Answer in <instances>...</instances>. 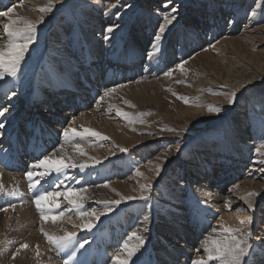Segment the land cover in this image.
<instances>
[{
    "label": "rangeland",
    "instance_id": "374dc122",
    "mask_svg": "<svg viewBox=\"0 0 264 264\" xmlns=\"http://www.w3.org/2000/svg\"><path fill=\"white\" fill-rule=\"evenodd\" d=\"M144 1L147 0H60L59 3L53 0L52 11L41 13L38 9L47 6L44 2L39 3L37 0H1L0 6L3 7L4 11H6L8 7L15 5L12 13H15L16 18L22 15L23 18L39 21L41 15L44 17L43 23L37 25L34 34L35 40L29 46L19 68L20 70L26 69V76L33 77L36 74L38 64L41 59L47 55V52L57 57L64 55L76 58L77 54L74 51V46L80 36V31L84 35L95 40L100 49L104 47L106 51L109 52L117 51L127 34H131L139 38L141 45H145V50L143 46L141 47L145 55L149 53L156 54L165 52L164 49L166 48H169V55H175V57L166 61L165 64L166 72L170 69L172 70L171 75L165 76L167 85L165 82L164 84L150 85L140 91H133L132 94L125 95V99L122 100V105L125 111L130 113L132 121L130 124L124 126L125 129L116 128L115 130L119 133H116V137L115 135L108 136L97 131L94 132L99 133L98 136L92 135L91 132L93 131L91 129H89L91 130L90 132L85 133L83 130L84 128H75L76 126L74 127L71 125L76 133L81 134L74 136L76 140L73 141V143L86 149L85 151L87 153L85 154V158L89 154L92 156L91 160L89 159L90 157H87L85 163H88L90 167L92 165H96L97 167L98 165V167L107 170V172L110 171L109 176L102 182L96 181L91 185H88V182H86L81 186V189L91 188L94 191L93 195H96L95 197L97 199L107 201L103 209H101L102 212H106L105 214L108 215L105 222L102 221L94 227H91V229L85 227L84 223L86 222L78 219L80 217V210L75 208V206H70L69 200L71 197L67 198V195H65L68 193L65 192L68 186L66 183H54V180L49 183L46 181V183L41 185L39 183V188L36 185L35 189H30V182L26 177V173L29 171V165H24V162L27 161L20 162L10 157L12 161H10L7 166H9V168L11 167L13 170H9L12 175L7 187L20 195H28L33 199H35V196L40 192V188L52 192L53 196L51 197L57 198V200H55L57 206H59L57 207L56 204H52L50 202L51 200L46 198L41 202V209L34 210L35 213L37 211L41 214L42 210L46 224H50L51 228L55 230L52 217L66 212V214H64L65 218L68 216V219H72L74 222H72V225L68 223L67 230L63 232L65 234L66 232H74L76 234L73 244L86 240L87 243L83 247L85 250H94L97 248V250L103 251L100 245L96 247L93 246L97 241L96 238L92 237L93 234H98L99 232L97 238L100 236L102 239L103 237L106 239L107 232L109 231L103 224H110L113 215H117V217L121 215L123 217L124 208L140 205L141 207L139 210L142 211V213H149L151 207H153L157 215L161 214L164 219H166V222L159 220L160 222L158 221V223H162L164 228L173 230V235L168 236L170 239L169 242L172 241L170 245L174 244L173 246L175 247L181 246V248H188L190 250L199 247V255L204 257L206 254L203 252V247L207 246L206 243L201 244V238L198 237V235L195 237L184 236V232H180L183 228H187L191 231L198 227H200L198 229L200 232L201 226L203 225L202 219L199 218L197 214H191L189 215L191 218L188 217L187 222L182 223L178 220L176 221V217L172 216H175V213H179L180 211L171 206L164 205L162 199L167 198L168 194H173L174 199H171V201L174 204H182L183 201H186L191 205L187 197L191 188L189 182H193L195 185L208 175L206 169L204 174L199 175L197 171H194L195 165L187 164V162L195 163L197 161L193 150L196 142L204 140L214 142L221 139L225 147H227L228 143L225 140V136L231 127L238 128L244 134L242 145L250 152L257 151L261 141H264V57L260 56V54L258 55L260 49L264 47V37L259 36L257 32L258 30L264 31V7L262 8V4H258V0H247L245 16L253 19L254 26L252 28L253 30L256 29L251 32L248 39H245L244 42L240 41L241 47L237 45L229 47L228 44L222 42L225 39L229 40L230 30L227 29L225 31V28L229 27L227 24L229 20L227 16H223V13L225 10L229 9V4L234 5L236 1L238 2L240 0H172V5H170V7L175 6L177 9L175 13L176 20H174L171 25H168L159 42H156L154 37L158 32L159 25L163 23V13L168 10L162 5L165 0H149L145 6L142 4ZM47 2H49V0H47ZM112 3H116L118 6L108 11V6ZM23 6L28 8V11L23 12L19 9V7ZM141 10H143V14L138 15ZM117 11L119 12V17L113 14ZM104 12L108 13L109 18H107L106 21L99 22L100 18L106 17ZM211 16H214V18L210 19ZM218 16H221L220 24L217 20ZM134 21L136 22L130 31L129 29ZM110 24H118L119 27L115 29L108 40H105L104 30ZM248 29L250 30V28L247 27V30ZM184 36L188 37L184 38ZM236 37L237 36L233 38ZM260 38H263V40H259ZM186 39L188 44L184 47L183 44ZM154 43L157 45L158 50L153 47ZM238 57L244 59L245 64L243 66L238 63ZM229 60L232 61L234 65L233 71L236 73L235 76H237V79L244 82L238 91L235 92L236 102L232 105H229L227 102L223 104L222 102H214L213 100L215 97L223 96L222 92L226 90L229 91V86L231 87V91H233L232 86L229 85V83L223 82V78L220 77L218 78L219 83L207 80L212 73L222 77L226 75L229 76ZM181 64L182 68L178 67V65ZM95 67H98V65ZM232 80L233 83L231 84H235L234 79ZM126 84L127 80H123V83H120L122 87L124 86L122 89L126 87ZM221 85L227 86V89ZM199 92H201L202 95L196 96V93ZM204 95L209 99V103L206 105L201 103L203 102L202 98ZM198 98L200 99L197 100ZM228 99L229 98H227V100ZM211 102V106H214L213 103H218L215 106L221 107L223 111L218 115L209 113L208 107ZM44 107L47 108L48 106ZM28 110L29 109H26L27 112ZM200 110H202V112ZM194 111L198 112L193 114ZM105 113L106 112H103L102 118L105 116ZM188 113L190 116L186 115ZM28 115L29 113L25 112L22 117L18 116V118H14L11 114L9 117L10 120H14L15 123L18 119L26 118ZM110 118L113 117L110 116ZM44 120H48L52 125L51 130L49 128L47 134L53 131L63 135L65 128H71L70 120L61 121L59 117L50 116L45 117ZM23 124L29 125L30 121H25ZM116 125L118 126V124ZM168 129H176V131H169ZM0 132L4 134L6 131L0 129ZM19 132L21 133L20 130ZM70 136L73 135L70 134ZM7 142L8 140L3 137L0 147ZM30 146H32V143ZM98 147L101 148L102 152L92 155L91 153L96 152L94 149H98ZM121 149H127V151H121ZM260 152L264 153V148H260ZM45 156H48V154L45 153ZM194 159L196 160L194 161ZM7 160H9V158H6V161ZM115 161H120L119 163H123V165L128 164V168L123 170L119 176H116L118 165L114 164L112 168H110L111 164ZM249 163L250 161L244 164L241 168L242 171H238L236 167L233 166L232 170H227V178H222L223 183L227 185L226 187L232 184L236 188H243L244 184L242 182L244 179L243 175H240L243 171L252 172L255 178L261 181L264 180V166L257 162V164H254V169L250 170ZM215 164L218 165H215L214 168H218L219 165L222 164V159ZM157 166H159L158 174ZM182 166L187 167L184 173L183 170L180 169ZM137 169L142 175L137 174ZM111 174L113 175L110 178ZM86 176V174L83 176L84 179H86ZM95 176L96 173H93V176L90 175L89 177L94 180ZM217 176L215 177L216 179L219 178ZM225 176L226 175L223 177ZM70 180L72 181L73 179ZM114 182L119 185L121 184V191L117 190L114 194L107 191V194L105 186L111 185V183L115 184ZM149 183L152 186L151 190L142 192L141 186ZM72 184H70L69 187H71ZM98 186L97 192H99V194L96 192ZM103 186L105 190H103ZM81 189L78 188L77 190L80 191ZM59 190H61L60 193L55 192ZM57 193L59 194L57 195ZM131 193L134 194V197L147 195L149 199L147 201L139 199L127 200L126 196H130ZM122 197L125 199H121ZM17 200L15 196L4 199L3 201L0 200V212L4 214V211L9 210L10 206L15 203L17 204ZM115 201H120V203L115 204ZM106 204L110 209L109 211L105 210ZM227 205L230 206L231 210H235L241 203L231 204L228 202ZM253 209L254 210H248L245 208L242 209L244 212H239L242 214V221L251 218V224L241 225L239 221V223H235L234 227H243L245 229L251 227L250 235L245 237L239 233L237 236L241 239H247L250 245L249 256L257 257L258 255L256 253L259 247H263L262 251H264L263 245L256 244L257 234L264 224V197H258L256 203L253 205ZM53 210H55V212H53ZM216 210L218 211V209ZM226 211H229V209ZM131 216L132 214L127 213L125 221ZM219 217L220 215L216 212L214 216H212L213 219ZM252 217H255V220H253ZM131 219H134V217ZM211 220L209 222H211ZM212 222L216 223V221ZM221 222L219 223L224 225V227H229L225 220H221ZM198 223H200L201 226H199ZM211 224L212 223H210V225ZM181 225L182 228L180 227ZM2 226L9 229L10 222L6 225L2 223ZM121 228V232H125V226ZM82 230L84 231L82 232ZM162 231L164 230H160L159 233L161 234ZM64 233H61V236L62 234L64 235ZM39 234H37L38 237ZM0 236V245L3 246L5 243H10L8 240L9 238L2 235L1 230ZM55 237L60 236L57 235ZM22 239L23 238H19V240ZM44 242L48 243L47 245L53 253L57 252L58 248L50 244L47 238L44 239ZM108 243L109 242L105 244L104 250L107 252L110 251V253L114 252L118 255L120 260L127 259L128 264H134L135 261H131L132 257L128 258V249L125 248L126 243H124L123 240H119V242L114 241L110 244ZM128 248H130L129 245ZM11 254L13 255V252ZM249 256L246 258V262ZM148 258L150 259L151 256H144V260L142 258L143 263L141 264H149ZM157 262L160 263V261ZM112 264H118V261H112Z\"/></svg>",
    "mask_w": 264,
    "mask_h": 264
},
{
    "label": "bare ground",
    "instance_id": "6f19581e",
    "mask_svg": "<svg viewBox=\"0 0 264 264\" xmlns=\"http://www.w3.org/2000/svg\"><path fill=\"white\" fill-rule=\"evenodd\" d=\"M37 1H39V3L44 2L47 5L49 3L47 0ZM147 1L142 2V4L145 6ZM165 2L166 0L162 5H164ZM246 3L247 0H240L238 2L236 1L234 5L229 4V12L228 10H225L223 13V16H227L229 20L227 23L229 27L225 28V31L227 29L230 30L229 40L225 39L222 42L228 44L229 47L236 45L241 47V42L248 39L251 32L256 29L253 30L252 28L254 26L253 19L245 16ZM258 4H262L261 6L263 8L264 0H258ZM19 9L23 12L28 11V8L25 6L19 7ZM0 11H4L2 6H0ZM142 11L143 10H141L138 15H142ZM104 14L106 17L100 18L99 22L106 21V19L109 18L108 13L106 14L104 12ZM221 16H218L217 18L219 24ZM10 17L16 18L15 13H10ZM20 17H22V15H20ZM211 18H214V16H211L210 19ZM8 21L9 17H0V47H6L7 45V40L4 38L3 25L8 23ZM135 22L136 21L131 25L129 29L130 31ZM247 27L250 28V30H247ZM257 32L259 36L264 37V31L258 30ZM235 36L237 37L233 38ZM187 37L188 36H184V38ZM259 40H263V38H260ZM187 44L188 41L186 39L183 44L184 47ZM142 46L143 45H141L138 37L127 34L118 50L115 52H109L106 51V48L104 47L100 49L95 40L89 38V36L84 35L80 31V36L74 46V51L77 54L76 58L64 55L57 57L56 55H51L47 52V55L39 62L38 70L33 77L26 76V69H19L15 77L6 76L3 80H0V107H7L9 109L4 117H0V122L5 124V127L1 130L6 131L4 134L0 132V143L3 137L8 140L6 144L0 147V185H3V193H0V200L3 201L4 199L14 196L18 199L17 204H13L15 207H8L9 210H5L4 214L0 212V230L3 236L5 235L9 238L8 240L10 242L8 244L5 243L3 246L0 245V264H112V261H118L114 259L118 257V255L112 251V253H110V251L107 252L104 250L106 246L105 244H107V242L110 244L114 241L119 242V240H123V242L129 245L130 248H135L139 241L132 236L133 232L137 233L138 236H141L144 239L143 246L140 247L139 251L136 252V255L131 258L132 262L135 261L134 264L143 263L144 256H151L150 259L148 258L149 264H193L194 261L201 258H203L207 264H220V261L218 260H208L207 254L204 250L203 252L206 255L201 257L197 251L199 247L190 250L188 248H181V246L175 247L173 246L174 244L170 245L172 241L169 242L170 239L168 236L173 235V230L164 228L162 223H158L159 220L166 222V219H164L161 214L157 215L154 212L153 207H151L149 213H142V211L139 210L141 207L140 205L124 208V221L121 215L120 217L113 215L110 224L107 223L105 225L104 223L103 226L109 231L107 232L106 239L104 237L102 239L100 236L97 238L99 232L98 234H93L92 237L97 239L95 243H98H94L93 246L96 247L97 245H100V248L103 249V251H99L97 248L94 250H85L84 248H79L78 243H74L68 248L58 249L56 253H53L49 249V246L47 245L48 243L44 242V239L46 238L44 233H47L50 236H61V233H64L67 230L68 223H71L72 225V222L74 221L68 219V216L65 218L64 214H66V212H62L63 214L58 216L55 215L52 217L55 226L54 230L51 228L50 224H46L44 220L45 218H41L40 213L37 211L35 213L34 210H37V207L33 202V198L28 195H20L7 187L12 175L9 170H13L11 167L9 168V166H7V164L12 161L10 160V157H13L20 162L27 161L28 163L24 162L25 164H23L29 165V171H34L33 182L38 180L41 185L46 183V181L49 183L54 180V183L59 182L68 184L66 187L67 191H65L68 193L65 195H67V198L71 197L70 200L75 202L74 204H70V206H75V208H77V204L82 205V207L78 209L80 210V213H88V215L83 216L80 214V217L78 218L81 221L83 220L86 222L84 223L85 225L90 224L94 227L98 223L106 221L108 215L105 214L106 212H102L101 209H103V206L107 201L97 199L95 197L96 195H93L94 191L91 188L81 189V186L86 182H88V185H91L96 181L102 182L109 176L110 171L107 172V170L98 167V165L97 167L96 165H92L91 167L88 166L89 164L85 163V159L90 157L89 159L91 160L92 156L89 154L85 158V154L87 153L85 151L86 149L80 147L79 144V148L83 149L82 151L84 154L82 155L77 151V145L73 143V141L76 140L74 136L66 138L64 135L57 134L53 131L47 134L49 128L51 130L52 125L48 120H44V118L49 116L59 117L61 121L70 120L71 128L72 126H76L75 128H84L83 130H85L87 127V129H91L93 132L97 131L108 136L115 135L116 137V133L118 132L115 129L124 128L125 125L130 124L132 121L130 113L126 112L122 105V100L125 99V95L132 94L133 91H140L150 85L164 84L166 80V61L175 57V55H169V48L164 49L165 52H159L156 54L149 53L145 55L143 53L145 45L143 46V49L141 48ZM259 54L264 57V47L260 49L258 55ZM238 61L242 66L245 64L242 57L239 58ZM95 63L98 67H95ZM229 66V76L226 75L222 77L212 73L209 78H207L209 81L219 83L218 78L220 77L223 78V82L229 83V85L232 86L233 91H231V87L229 86L230 90L222 92L223 96L221 97L213 98L214 102H222V104L226 103L229 94L237 92L244 83L243 81L238 80L237 76H235L236 73L233 71L234 65L230 60ZM232 79H234L235 84H231L233 83ZM123 80H127L124 89H122L124 86L122 87L120 85V83H123ZM166 83L167 81L165 84ZM221 86L227 89V86ZM112 88L116 89L115 92L110 93L108 96H104V92ZM13 92L15 93L14 96L12 95ZM197 95H202V93H196V96ZM102 96H104L103 100H101ZM206 97L207 96L204 95L202 98L203 102L201 103L204 105L209 103V99ZM199 99L200 98L197 100ZM213 104L215 106L218 103ZM210 105H212V102ZM44 106L48 107L45 108ZM26 109H29L28 112ZM117 109H119V113ZM200 111L202 112V110ZM25 112L29 113V115L26 118H21ZM103 112L108 114L105 113V116L102 118ZM195 112L198 111H194L193 114ZM121 113H127V116H124ZM10 114L14 118L21 116V119H18L14 123V120H10ZM186 115L190 116L189 113ZM110 116L113 118H110ZM25 121H30V124H23ZM116 124H118V126ZM229 130L225 136V140L228 143L227 147H225L221 139L214 142L204 140L195 143L193 150L197 161L195 163L187 162V164L195 165L194 171H197L199 175L204 174L206 169L208 175L205 179L203 178L201 182H198L195 185L193 182H189L191 188L187 197L190 200L191 205L186 201H183L182 204H174L171 201V199H174L173 194H168L167 198L162 199L164 205L171 206L180 211L179 213H175V216H172L176 217V221L178 220L182 223L187 222L188 217H190L189 215L191 214H197L199 218L202 219L203 225L201 226V224L198 223V225L201 226L200 232L198 231L200 227L191 231L187 228H183L180 232H184V236L195 237L198 235V237L201 238V244L206 243L209 248L213 247V240H222L229 235L225 232V228L235 229V223L242 221V214L239 212H244L242 209H248V205L243 199H241V197H247V194L250 192L258 193V195L249 198V203L252 205L256 203L258 197H264V180L261 181L255 178L252 172H241L240 175H243L244 179L242 182L244 184L243 188H236L232 184H229V187H226L227 185L223 183L222 178H227L228 169L230 171L233 167H236L238 171H242L241 168L249 161L250 170L254 169V164H257V162L264 166V155H261L262 152H250L248 149H245L242 145L244 134L235 127H231ZM31 143L32 146H30ZM94 150L96 152L91 153L92 155L102 152L99 147ZM45 153L48 154L50 160H59L64 164H84L86 167L83 169L79 166L75 168L67 167L59 173L52 171L49 175H45L41 178V173H44L45 168H33V165L37 164V162L45 156ZM6 158H9V160L6 161ZM196 159H194V161ZM220 159H222V164H220L218 168H214L215 165H218L215 163L219 162ZM119 162H113L110 167L112 168L114 164L118 165L116 176H119L123 170L128 168V164L123 165V163ZM180 169H182L184 173L187 167L182 166ZM93 173H96L94 180L89 177L90 175L93 176ZM85 174L87 175L86 179L83 177ZM112 175L113 174L110 175V178ZM224 175L226 176L223 177ZM216 176L219 178L216 179ZM70 179H73L75 182ZM39 183L37 184L38 188ZM70 184H72L71 187H69ZM120 185L118 183H111V185L105 186L106 190L103 186V190H105L106 193L107 191H110L114 194L115 191L122 189V186ZM78 188L82 191H78ZM98 188L99 186L97 187L96 192L98 191ZM69 189L72 191L69 192ZM44 191L43 188H40V192ZM60 191L61 190L55 192L60 193ZM97 193L99 194V192ZM130 196L134 197V194L131 193ZM47 199L51 200L50 202L52 204H56V197L52 198L50 196L47 197ZM228 202L231 204L241 203V205L237 209L231 210L230 206L227 205ZM216 209H218V211ZM228 209L230 212L226 211ZM93 211H95V215H92ZM53 212H55V210H53ZM215 212L218 213L220 217L217 219L214 218V220L212 216H214ZM127 213L132 214V216L125 221ZM145 216L148 217L147 220L144 219ZM132 217H134V219H131ZM239 217L241 218L238 219ZM252 218L255 220V217ZM210 220L211 222H209ZM221 220H225L229 227L221 225ZM212 221H216V223H213ZM8 222H10L9 229L2 226V223L6 225ZM219 222H221V224ZM210 223L212 224L210 225ZM122 226H125V232H121ZM180 227L182 228V225ZM145 228L147 230H145ZM250 229L251 227L246 230L250 233ZM160 230L164 231L160 234ZM83 231L84 230H82V232ZM37 234H39V237ZM66 234L64 233V235ZM64 235L62 234V236ZM236 235H239V233H236ZM257 235L256 244L264 246V224L261 226ZM19 238L23 239L19 240ZM24 244H27L28 247L22 248L21 245ZM262 248L263 247H259V250L256 253L258 255L257 257L249 256L247 264H264V251H262ZM18 249L19 252H17ZM72 251H76V255L72 257V259H69ZM12 252L13 254H16L15 258H13V255L11 254ZM157 261H160V263Z\"/></svg>",
    "mask_w": 264,
    "mask_h": 264
},
{
    "label": "snow or ice",
    "instance_id": "6c2138e0",
    "mask_svg": "<svg viewBox=\"0 0 264 264\" xmlns=\"http://www.w3.org/2000/svg\"><path fill=\"white\" fill-rule=\"evenodd\" d=\"M56 3H59L60 0H55ZM172 5V0H166L164 4V8L168 9L166 12L163 13L162 19L163 23L159 25L158 32L156 33L154 40L156 42H159L162 38V34L165 32V29L168 27V25H171L174 20H176V15L175 13L177 12V9L175 6ZM116 3H112L108 6V11H111L112 9L117 8ZM15 5L12 7H8L6 11H0V17H9L8 23H5L3 25V32H4V38L7 40V45L6 47H0V80H3L6 76H12L15 77L21 62L25 58V54L29 49V46L34 42L35 40V32L37 29V25L39 23H43V15H41L39 21H32L27 18L23 17H18V18H11L10 13L13 12V8ZM53 7V0H49V3L45 7H41L38 10L41 13H47L52 11ZM107 14V12H106ZM117 17H119V12L113 13ZM23 25V26H20ZM119 27L118 24H110L107 26V28L104 30V38L105 40H108L110 38V35ZM154 48H157V45L154 43L153 44ZM158 50V48H157ZM151 55V54H150ZM178 67L182 68V64L178 65ZM171 69L167 72H165L166 76L171 75ZM115 88L108 89L104 92V96H108L110 93L115 92ZM12 95L14 96L15 93L13 92ZM104 96L101 97V100H103ZM236 102V93L232 92L229 94V99L227 100V103L229 105H232ZM7 107H0V117H4L5 114L8 112ZM119 113V109H117ZM209 113H215L219 114L223 111V109L219 106H209L208 107ZM124 116H127V113H121ZM5 127V124L3 122H0V129H3ZM169 131H176V129H168ZM85 133L90 132L91 130L85 129ZM73 135H81L80 133H76L75 129L72 128H65L63 131L64 137L68 138L69 136ZM92 135H99V133L91 132ZM260 148H264V141H261V144L259 148H257V152H260ZM77 151H79L82 155L84 154L82 149L77 146ZM121 151H127V149H121ZM261 155H264V153H261ZM159 159V157H158ZM70 161V158H69ZM79 166L81 169L86 167L84 164L76 165L73 163L69 164H64L59 160H50L49 156H44L42 159H40L37 164L33 165V168H39V167H44L45 171L44 173H41V178L45 175H49L52 171H55L57 173L63 171V169L67 167H77ZM159 173V166H157V174ZM137 174L142 175L139 173V170L137 169ZM33 176L34 172L33 171H28L26 173V177L28 178L30 184L29 187L30 189H35L36 185L39 183V181L33 182ZM151 184H146L141 186V190L143 191H150L151 190ZM72 190L69 189V192ZM82 191V190H81ZM0 193H3V185H0ZM59 193H57L58 195ZM258 195L256 192H250L247 194V197H241V199L244 200V202L248 205V209L254 210L253 205L249 203V198ZM53 196L52 192L44 191V192H39L34 199V203L37 207L38 210L41 209V202L44 201L47 197ZM121 199H125L122 197ZM127 200H133V199H139L142 201H147L149 197L147 195H140L139 197H133L129 196L126 198ZM70 204H74V201H69ZM115 204H119L120 201H115ZM12 207H15V205H12ZM77 209L82 207V205L77 204L76 205ZM105 210L109 211L110 209L108 208L107 204L105 206ZM82 216L83 215H88V213H80ZM103 214V213H102ZM92 215H95V211H93ZM41 218H44V213L41 210ZM145 220L148 219L147 216L144 217ZM252 220L249 218L246 221H240L241 225L244 224H251ZM85 227L91 229L92 225L88 224L85 225ZM145 230H147L145 228ZM225 232L228 233L229 235L225 237L223 240H213L212 245L213 247L209 248L207 246H204V252L207 254L208 260H218L220 261V264H247L246 258L250 254V245L248 244L247 239H241L239 238L236 233H240L242 236H248L250 233L243 227H237L235 229L232 228H225ZM46 238L48 239L50 244H53L56 248L58 249H65L68 248L69 246L73 245L74 238L76 234L73 233H67L64 236L60 237H55V236H50L47 233H44ZM132 236L135 237L139 243L136 245L135 248H128V245L125 244V248L128 249L127 255L129 258L134 256L137 251H139L140 247L143 246L144 244V239L141 236H138L137 233L133 232ZM87 243V241H82L78 242L79 248H83L84 245ZM22 248H27L28 245L24 244L21 245ZM78 250V249H77ZM199 251V250H197ZM19 252V249L17 250ZM15 253L13 254V258H15ZM76 255V251H72L71 256L69 259H72ZM118 260V264H128V260H120L119 257L114 258ZM193 264H207V262L201 258L193 262Z\"/></svg>",
    "mask_w": 264,
    "mask_h": 264
}]
</instances>
